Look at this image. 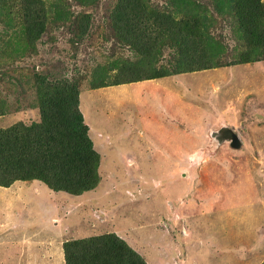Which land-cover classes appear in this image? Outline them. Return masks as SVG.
Returning <instances> with one entry per match:
<instances>
[{"label": "rangeland", "instance_id": "1", "mask_svg": "<svg viewBox=\"0 0 264 264\" xmlns=\"http://www.w3.org/2000/svg\"><path fill=\"white\" fill-rule=\"evenodd\" d=\"M42 1L46 29L32 38L17 1L6 6L0 0V128L40 120L38 75L77 80L79 109L101 155L99 181L81 194L42 184L36 192L31 181L15 191L0 186V264H65L66 240L108 232L147 264H259L264 58L110 84L135 75L115 66L131 64L138 54L113 34L116 0ZM145 1L160 20L180 17L184 7L205 11L211 35L227 47L221 59L237 53L238 23L220 0ZM83 13L91 23L80 37ZM161 53L170 68L180 59L174 48ZM222 125L236 131L240 148L213 141L210 132Z\"/></svg>", "mask_w": 264, "mask_h": 264}, {"label": "trees", "instance_id": "2", "mask_svg": "<svg viewBox=\"0 0 264 264\" xmlns=\"http://www.w3.org/2000/svg\"><path fill=\"white\" fill-rule=\"evenodd\" d=\"M16 1L25 20L27 35L40 37L48 18L45 3L42 0H2L6 6ZM220 1L238 23L239 45L243 44L241 49L238 45L237 53L231 57L227 55L225 60L221 56L227 47L211 35L210 17L205 11L194 12L184 7L180 17L164 14V20H160L145 0H116L110 13L113 34L118 41L136 46L138 54L131 64L115 66L122 71L123 68L130 69L129 72L132 68L135 75L130 73L110 84H128L180 72L262 60L264 1ZM219 4L216 8L221 12ZM90 23V15L83 13L76 26L77 35H85ZM167 47L180 54V59L176 56V64L171 68L161 53ZM36 80L41 84L40 120L30 125L15 123L0 128V186L7 187L15 180H36L52 191L70 194H81L94 188L99 181L97 167L101 155L93 146L79 109L78 81L54 75H38ZM63 250L65 264H147L139 252L113 232L66 240ZM259 264H264V259Z\"/></svg>", "mask_w": 264, "mask_h": 264}, {"label": "water", "instance_id": "3", "mask_svg": "<svg viewBox=\"0 0 264 264\" xmlns=\"http://www.w3.org/2000/svg\"><path fill=\"white\" fill-rule=\"evenodd\" d=\"M210 135L217 144H221L223 142L229 143V146L232 148H240L241 140L234 129L227 125H222L216 130H212Z\"/></svg>", "mask_w": 264, "mask_h": 264}, {"label": "crops", "instance_id": "4", "mask_svg": "<svg viewBox=\"0 0 264 264\" xmlns=\"http://www.w3.org/2000/svg\"><path fill=\"white\" fill-rule=\"evenodd\" d=\"M159 79V78H158ZM17 182H21V183H17ZM27 182L28 181H26V180H15L14 182H12L9 186H7V187H3V188H10L9 190H18V189H22V184H24V183H26L27 184ZM31 182H34L33 184H32V186H31V188L33 189V190H35L36 192H38L39 190H40V184H42V183H40L39 181H36V180H32ZM14 184H16V186L14 187ZM42 185H44V184H42ZM45 186V185H44ZM13 188H16V189H13ZM49 189V188H48ZM50 190V189H49ZM43 243H45L46 244V246H45V248L47 247V245H48V243H46V242H43ZM45 248H44V250L43 251H45V256L46 255H48L49 254V252H48V250H45ZM51 251V250H50ZM51 255V254H50ZM52 256V255H51ZM51 260L53 259V258H50ZM51 260H50V262H51ZM52 264V263H51Z\"/></svg>", "mask_w": 264, "mask_h": 264}]
</instances>
